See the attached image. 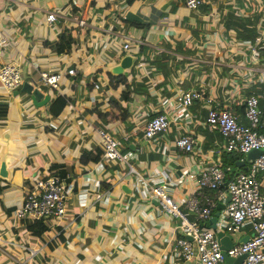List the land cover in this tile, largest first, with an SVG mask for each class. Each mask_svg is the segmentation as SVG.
I'll return each mask as SVG.
<instances>
[{
    "label": "crops",
    "instance_id": "crops-1",
    "mask_svg": "<svg viewBox=\"0 0 264 264\" xmlns=\"http://www.w3.org/2000/svg\"><path fill=\"white\" fill-rule=\"evenodd\" d=\"M51 9L57 15L48 22ZM115 9L145 25L120 23ZM229 9L235 15L254 12L256 31L264 32V0H215L205 13L187 8L183 0H0V64L16 62L22 82L33 81L42 92L35 103L21 84L16 93L0 85V104L7 105L0 118V162L6 171L0 177V264H198L181 257L175 243L178 219L159 210L151 186L162 182L179 201L195 184L186 173L216 155L222 138L205 127L208 105L222 103L246 122L243 102L264 63L249 59V41L226 30ZM74 16L86 24H76ZM63 27L74 40L68 52L56 53L48 41ZM123 36L130 38L128 50L121 48ZM125 54L132 56L130 67L112 73ZM69 67L75 75L66 72ZM41 69L60 71L57 90L43 84ZM122 74L140 85L127 99L119 96L125 83L107 86ZM188 88L202 89L209 102L198 99L181 108L174 96ZM56 92L67 102L51 115L48 106ZM109 96L126 110L124 119H117L116 109L101 121L95 103L102 102L99 109L105 112ZM156 112L167 114L168 129L147 141L141 127ZM7 127L8 135L1 134ZM98 127L120 142L125 160L102 154L95 161L80 160L82 150H102ZM184 131L196 138L192 152L173 144ZM46 177L66 190L63 216L16 218L15 206L36 179ZM260 178L264 193V171ZM204 224L212 228L208 220ZM247 233L246 224L231 234L232 242Z\"/></svg>",
    "mask_w": 264,
    "mask_h": 264
},
{
    "label": "built area",
    "instance_id": "built-area-1",
    "mask_svg": "<svg viewBox=\"0 0 264 264\" xmlns=\"http://www.w3.org/2000/svg\"><path fill=\"white\" fill-rule=\"evenodd\" d=\"M203 1L205 0H183L184 5L190 9L197 8ZM56 15V10H48L45 19L51 22ZM74 20L78 25L86 24L83 18L74 16ZM123 37L121 48L128 50L130 38ZM247 46L249 59L264 63V32H257ZM262 70L254 78L257 86L248 92L243 102L242 115L246 122L239 121L228 106L216 103L208 105L204 117L205 127L219 132L222 144L214 150L216 155L208 159L205 165L199 166L195 173H186L195 183L189 192L181 200L175 201L162 182L151 186L159 210L178 219L175 225V243L185 260L192 259L198 264H219L222 261V245L215 231L221 230L231 235L247 224L249 233L246 239L237 241L225 252L228 256L243 253L240 264L264 262V193L260 190V173L264 171V69ZM76 71L73 67L66 69L71 75H75ZM39 76L48 88L58 89L61 77L59 70L41 69ZM21 82L20 68L16 62L0 64V85L4 90L10 92L17 89ZM198 99L207 102L210 100L202 89L197 88L183 89L174 96V101L183 109ZM168 125L167 114L156 112L145 119L141 127L142 137L149 141L165 132ZM96 131L101 139L102 158L125 160L120 142L103 127H98ZM195 141L192 133L184 131L174 136L173 144L180 152H192ZM252 149L263 151L252 160H245V153ZM221 151L241 153L242 157L238 160L242 163L247 161L246 165L227 175L221 164ZM129 167L131 168L130 165ZM204 189H209L211 194H205ZM65 195V188L53 177L38 178L28 194L15 206L13 215L16 218L60 219L66 208ZM216 200L222 202V208L213 229L204 223L211 216Z\"/></svg>",
    "mask_w": 264,
    "mask_h": 264
},
{
    "label": "trees",
    "instance_id": "trees-1",
    "mask_svg": "<svg viewBox=\"0 0 264 264\" xmlns=\"http://www.w3.org/2000/svg\"><path fill=\"white\" fill-rule=\"evenodd\" d=\"M125 3H130L132 0H123ZM211 1L215 0H205L200 5H198V9L205 13L209 11ZM75 8L73 7L71 11H74ZM116 14H114V17L122 22L124 25H135V26H144L145 23L138 19L137 16H124L123 14H120L117 9H115ZM239 13V12H238ZM225 26L226 30H230L234 38L237 40H245L252 42L255 35L257 34L256 28H257V18L254 17L253 13L248 14H234L233 9L227 10L225 13ZM115 21V20H114ZM118 24V23H117ZM116 22H114V25L117 27ZM147 26V22H146ZM74 40V37L70 34V30L68 27H63L61 31L58 33L57 37L53 39L52 41H48L51 48L56 53H66L70 50L71 44ZM155 61V59L153 60ZM113 84H108V87H115V85L119 82L125 83V88L122 89L119 93V96L123 99L128 98V93L130 91H135L140 85L137 82H134V80L130 79L127 80L126 75L122 74L116 77L111 78ZM128 81L130 83H128ZM108 103L110 104V107L105 112H101L99 107L102 105V102H96L95 103V109L97 110V113L100 116V119L102 122L108 121L110 119L111 114L116 110L118 111L117 119H124L127 116L126 110H124L118 100L116 98L109 96L107 98ZM66 97L61 92H56L53 96L52 100L50 101V104L48 106L49 112L51 115H57L65 106H66ZM219 105L224 106V104L220 103ZM7 105L6 104H0V118H3L6 114ZM151 116V115H150ZM241 121V120H239ZM242 122V121H241ZM211 133H216L219 137L220 133L216 130H212ZM212 135V134H211ZM209 135V131L207 130L206 136H209L212 138V136ZM102 154L101 149H86L82 150L80 155V160L82 162H86L87 160H98L99 157ZM242 157L241 153L236 152H225L221 151V164L223 168L226 170V174H230L231 172L235 171L237 168H243L242 165H239V158ZM6 187V186H4ZM205 194L210 195L211 191L209 189H204Z\"/></svg>",
    "mask_w": 264,
    "mask_h": 264
},
{
    "label": "water",
    "instance_id": "water-1",
    "mask_svg": "<svg viewBox=\"0 0 264 264\" xmlns=\"http://www.w3.org/2000/svg\"><path fill=\"white\" fill-rule=\"evenodd\" d=\"M131 61H132V56L129 54H125L123 55L117 64L113 65L111 68V72L114 74H120L123 72L124 69H127L128 67H130L131 65ZM20 88L22 90H24L26 93L29 94L30 99L34 100L35 103H40V102H36V99L38 101H41L40 97L42 96V92L40 91V89L35 86V83L33 81H23L21 83ZM17 92V89L15 90V93ZM48 96L45 95L42 99H46ZM42 100V101H43ZM9 123V122H8ZM10 129V127H7L5 129V131H1V134L4 135H8V130ZM22 148L20 147V150ZM262 149H252L251 151H247L245 153V160H252V158H254L255 156H257L260 152H262ZM242 163V162H241ZM6 171H5V162L1 161L0 162V177L5 176ZM222 208V204H220V206H216V211L214 212V214L208 219V221L211 223V227L214 229L215 228V222H217V217L219 214V210ZM216 237L218 238V241L221 243L222 245V249H221V254H222V261L224 262V264H240L244 254H239L236 256H228L226 254V250H228L233 244L234 242H232V236L230 234H227L221 230H216L215 231ZM245 238H243L242 240H245Z\"/></svg>",
    "mask_w": 264,
    "mask_h": 264
},
{
    "label": "rangeland",
    "instance_id": "rangeland-1",
    "mask_svg": "<svg viewBox=\"0 0 264 264\" xmlns=\"http://www.w3.org/2000/svg\"><path fill=\"white\" fill-rule=\"evenodd\" d=\"M255 3V2H254Z\"/></svg>",
    "mask_w": 264,
    "mask_h": 264
}]
</instances>
